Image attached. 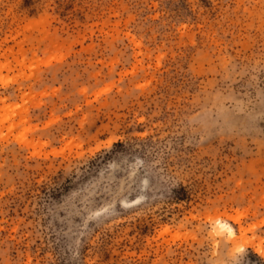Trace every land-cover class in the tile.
Wrapping results in <instances>:
<instances>
[{"label": "rangeland", "instance_id": "374dc122", "mask_svg": "<svg viewBox=\"0 0 264 264\" xmlns=\"http://www.w3.org/2000/svg\"><path fill=\"white\" fill-rule=\"evenodd\" d=\"M238 247L264 264V0H0V264Z\"/></svg>", "mask_w": 264, "mask_h": 264}, {"label": "bare ground", "instance_id": "6f19581e", "mask_svg": "<svg viewBox=\"0 0 264 264\" xmlns=\"http://www.w3.org/2000/svg\"><path fill=\"white\" fill-rule=\"evenodd\" d=\"M214 228H215L217 233L226 232L228 234L229 238L231 239V241L236 240V234H235L234 230L230 226H228L227 224H225L221 221H217Z\"/></svg>", "mask_w": 264, "mask_h": 264}, {"label": "clouds", "instance_id": "9594fccd", "mask_svg": "<svg viewBox=\"0 0 264 264\" xmlns=\"http://www.w3.org/2000/svg\"><path fill=\"white\" fill-rule=\"evenodd\" d=\"M244 252V249L242 247H238L236 250H235V254L232 258V264H239V261H238V257L240 256V254H242Z\"/></svg>", "mask_w": 264, "mask_h": 264}]
</instances>
